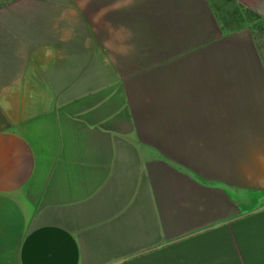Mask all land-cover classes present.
Returning a JSON list of instances; mask_svg holds the SVG:
<instances>
[{"label":"crops","instance_id":"crops-1","mask_svg":"<svg viewBox=\"0 0 264 264\" xmlns=\"http://www.w3.org/2000/svg\"><path fill=\"white\" fill-rule=\"evenodd\" d=\"M230 19L0 0V264H264V47Z\"/></svg>","mask_w":264,"mask_h":264},{"label":"rangeland","instance_id":"rangeland-1","mask_svg":"<svg viewBox=\"0 0 264 264\" xmlns=\"http://www.w3.org/2000/svg\"><path fill=\"white\" fill-rule=\"evenodd\" d=\"M217 1H218V7L222 8V11L225 14L227 13L231 14L234 11V9H237V7L230 0H217ZM239 11H240L241 19H239V16L233 18L229 14V16L232 17V19H230V22H232V24L235 25V24H239L240 21L242 20L244 24H247L248 22H250L249 24L251 25L256 24V33L258 39L262 44V46L264 47V21L260 22L259 20L254 19L255 16L248 11L240 10V9Z\"/></svg>","mask_w":264,"mask_h":264},{"label":"trees","instance_id":"trees-1","mask_svg":"<svg viewBox=\"0 0 264 264\" xmlns=\"http://www.w3.org/2000/svg\"><path fill=\"white\" fill-rule=\"evenodd\" d=\"M231 1V0H230ZM251 14H253L254 15V13L253 12H250ZM230 14V13H229ZM233 18L234 17H237V16H240V11H239V9L237 8V9H234V11L230 14ZM256 15V14H255ZM262 21H264V20H261L260 22H262ZM227 23H228V25L230 24V20H227ZM261 25V24H260Z\"/></svg>","mask_w":264,"mask_h":264}]
</instances>
